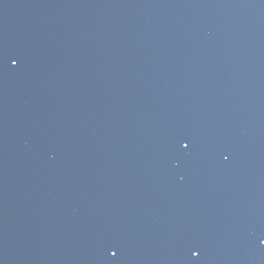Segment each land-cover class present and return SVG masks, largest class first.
I'll use <instances>...</instances> for the list:
<instances>
[{"label": "snow or ice", "instance_id": "obj_1", "mask_svg": "<svg viewBox=\"0 0 264 264\" xmlns=\"http://www.w3.org/2000/svg\"><path fill=\"white\" fill-rule=\"evenodd\" d=\"M14 63H15V61H14ZM185 147H187V145H185Z\"/></svg>", "mask_w": 264, "mask_h": 264}]
</instances>
